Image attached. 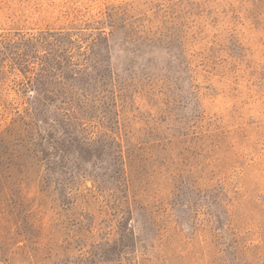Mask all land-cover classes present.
<instances>
[{
	"label": "rangeland",
	"instance_id": "rangeland-1",
	"mask_svg": "<svg viewBox=\"0 0 264 264\" xmlns=\"http://www.w3.org/2000/svg\"><path fill=\"white\" fill-rule=\"evenodd\" d=\"M0 264H264V0H0Z\"/></svg>",
	"mask_w": 264,
	"mask_h": 264
},
{
	"label": "trees",
	"instance_id": "trees-1",
	"mask_svg": "<svg viewBox=\"0 0 264 264\" xmlns=\"http://www.w3.org/2000/svg\"><path fill=\"white\" fill-rule=\"evenodd\" d=\"M124 40L126 41V43H128V41L126 39H124ZM124 40L122 41V43L124 42ZM117 41H118V39H113L112 40L113 45L111 46V44L109 43V39H107L106 44H105V48H107V50L110 51L114 46H116L115 48H118L119 52H121V48L119 49V46H117ZM117 73H118L117 75H121L120 72L117 71Z\"/></svg>",
	"mask_w": 264,
	"mask_h": 264
}]
</instances>
